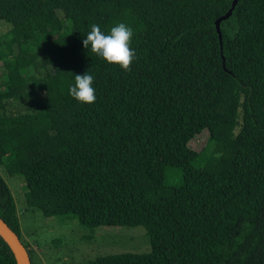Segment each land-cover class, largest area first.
Masks as SVG:
<instances>
[{"label":"trees","instance_id":"obj_1","mask_svg":"<svg viewBox=\"0 0 264 264\" xmlns=\"http://www.w3.org/2000/svg\"><path fill=\"white\" fill-rule=\"evenodd\" d=\"M231 1L0 0V168L44 216L148 237V253L79 264H264V0H237L221 53ZM118 22L134 31L128 70L82 45L91 24ZM86 70L91 104L67 92ZM0 217L40 264L1 175ZM0 264H16L1 236Z\"/></svg>","mask_w":264,"mask_h":264},{"label":"rangeland","instance_id":"obj_2","mask_svg":"<svg viewBox=\"0 0 264 264\" xmlns=\"http://www.w3.org/2000/svg\"><path fill=\"white\" fill-rule=\"evenodd\" d=\"M10 24L0 20V47H4ZM4 72L0 61V75ZM42 94H27L9 101V111L17 112L34 106L35 98ZM206 133L195 136L191 144L200 148L206 142ZM0 175L15 200L21 239L28 244L40 264H79L97 255L148 253L150 244L145 228L136 226H82L74 215L47 217L40 209L26 204L27 186L22 175H7L0 168Z\"/></svg>","mask_w":264,"mask_h":264},{"label":"clouds","instance_id":"obj_3","mask_svg":"<svg viewBox=\"0 0 264 264\" xmlns=\"http://www.w3.org/2000/svg\"><path fill=\"white\" fill-rule=\"evenodd\" d=\"M133 35V28L124 22L114 24L107 32L93 23L90 25V30L84 34L82 45L109 64H116L121 69L128 70L129 65L136 58L135 49L131 47ZM93 81V74L87 70L83 74L74 73L73 82L67 87L68 95L80 103H93L96 100Z\"/></svg>","mask_w":264,"mask_h":264},{"label":"water","instance_id":"obj_4","mask_svg":"<svg viewBox=\"0 0 264 264\" xmlns=\"http://www.w3.org/2000/svg\"><path fill=\"white\" fill-rule=\"evenodd\" d=\"M237 0H232L227 11L220 15L215 20V28L218 34L219 43H220V51L222 53L221 48V32H220V22L226 19L232 12ZM223 60V59H222ZM0 236L9 246L16 264H31L27 248L20 241L18 235L8 226V224L0 217Z\"/></svg>","mask_w":264,"mask_h":264}]
</instances>
